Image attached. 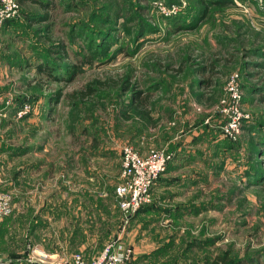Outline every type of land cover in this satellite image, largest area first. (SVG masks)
<instances>
[{"label": "rangeland", "instance_id": "374dc122", "mask_svg": "<svg viewBox=\"0 0 264 264\" xmlns=\"http://www.w3.org/2000/svg\"><path fill=\"white\" fill-rule=\"evenodd\" d=\"M52 1L47 21H29L25 11L42 9L26 1L0 27V191L12 194L0 264L90 261L114 239L129 264H209L218 253L264 264L262 3L176 0L167 14L168 0ZM232 76L241 127L229 139ZM89 84L94 93L74 94ZM133 91L149 95L150 120ZM124 144L171 154L126 224L113 193Z\"/></svg>", "mask_w": 264, "mask_h": 264}, {"label": "built area", "instance_id": "2783aa9c", "mask_svg": "<svg viewBox=\"0 0 264 264\" xmlns=\"http://www.w3.org/2000/svg\"><path fill=\"white\" fill-rule=\"evenodd\" d=\"M238 2L239 0H232ZM264 6V0H258ZM159 8L171 14L177 11L178 4L167 5L158 3ZM18 0H0V26L7 19L15 18L19 14ZM232 76L229 82V96L231 102L228 107L223 106V113H228V118L221 125L222 134L229 139H234L240 130L239 119L241 114L237 104L240 92ZM25 104L20 113L26 111ZM120 180L114 186V194L117 208L124 224L128 223L131 216L138 209L148 203L151 198L152 187L159 176L165 171L171 154L159 149H150L146 153L139 152L133 145L124 144L120 148ZM12 194L8 191H0V217L10 210ZM131 249L121 245L119 239L108 241L90 261L80 253L71 255L69 262H57L55 264H129ZM46 255L41 254V261H46Z\"/></svg>", "mask_w": 264, "mask_h": 264}, {"label": "trees", "instance_id": "16d2710c", "mask_svg": "<svg viewBox=\"0 0 264 264\" xmlns=\"http://www.w3.org/2000/svg\"><path fill=\"white\" fill-rule=\"evenodd\" d=\"M26 1H31L32 3L37 4L42 9V12H40V13H38V12L30 13L29 11H25V13H24L25 17L29 21H32L35 23H41V22L47 21L50 17L49 11L52 10L55 6L54 1H52V0H47V1H44V0H18V3L20 5V9H21V6L26 3ZM168 1L172 2V3L177 2L176 0H168ZM20 9H19V12H20ZM16 17L12 18V19L5 20V22L0 27H3L6 24L7 25L11 24L13 21H15ZM178 17H179V19H178ZM175 18L178 20H182V19H185V16L182 14V16L179 15V16H176ZM187 22L189 23L188 20H187ZM59 47L60 48L58 49V51L63 52V44H59ZM40 70H41V66H38V71H40ZM95 83L99 87L107 85V82H103V81H99V80H96ZM123 88L125 90H128L131 88V86L129 85V83L126 82L125 84H123ZM95 89H96V87L92 86V84H89V85L85 86V88L83 90H80L79 92L75 91L74 94L79 93L82 97H86L87 95H91L92 93H94ZM148 99H149L148 94H141V92L133 91V98H132L133 107L135 109H137L144 117H146V119L150 120L151 119L150 112L147 109V105L149 104ZM168 165L169 164H167L166 169L168 168ZM262 184L264 186V183H262ZM113 193H114V188H113ZM115 201H116V199H115ZM144 206L145 205L141 206L134 215H136ZM134 215H132L131 218ZM232 261H233L232 258H230L226 253H223V254L218 253L212 257L209 264H232Z\"/></svg>", "mask_w": 264, "mask_h": 264}, {"label": "crops", "instance_id": "0c3cea01", "mask_svg": "<svg viewBox=\"0 0 264 264\" xmlns=\"http://www.w3.org/2000/svg\"><path fill=\"white\" fill-rule=\"evenodd\" d=\"M6 61L7 60H6V58H4V55H0V99L6 92V89L3 88L4 82L6 79V73H5V70L7 68V62ZM1 84H3V85H1ZM180 149H176V151H180ZM139 151L143 154L147 151V149H140Z\"/></svg>", "mask_w": 264, "mask_h": 264}]
</instances>
